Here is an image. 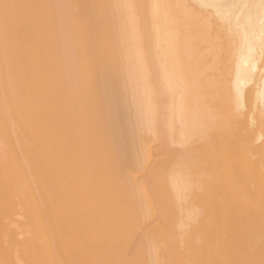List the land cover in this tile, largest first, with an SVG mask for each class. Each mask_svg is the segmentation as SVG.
<instances>
[{
  "label": "bare ground",
  "instance_id": "1",
  "mask_svg": "<svg viewBox=\"0 0 264 264\" xmlns=\"http://www.w3.org/2000/svg\"><path fill=\"white\" fill-rule=\"evenodd\" d=\"M162 260L264 264V0H0V264Z\"/></svg>",
  "mask_w": 264,
  "mask_h": 264
},
{
  "label": "rangeland",
  "instance_id": "2",
  "mask_svg": "<svg viewBox=\"0 0 264 264\" xmlns=\"http://www.w3.org/2000/svg\"><path fill=\"white\" fill-rule=\"evenodd\" d=\"M153 138H155V137H153ZM153 138H150V139H153ZM156 139H157V138H155V140L153 139L154 141H151L152 144H151V142H150V144H151L152 146H151V145L148 146V147L151 146V147L149 148V149H150V152H151V153H150V156H151V157H150V159H149V162H150V160H153V161L155 162L154 159H156V161L159 160V159L161 160V158L163 159V158H164V155H165L163 152H161V150H159V149H160V148H159V142H158V140H156ZM149 141H150V140H149ZM149 141H148V144H149ZM152 147H153V148H152ZM176 147H178V146H176ZM151 150H153V151H151ZM151 154H152V155H151ZM149 162H148V163H149ZM144 168H145V167H143L142 169H144ZM130 171H131V173H132V172L134 173V174H132V175H135L134 178H136L138 181H141V180H142V179H141V176H142V175H140V174H144V175H145V173H143V172L141 173V169H140V168H130ZM139 171H140V173H139ZM144 171H146V169H144ZM139 175H140V177H139ZM144 175H143V177H144ZM143 177H142V178H143ZM153 216H154V215H153ZM151 217H152V215H151ZM151 217H148V219H150V220H148V222H149L151 225H154V224H156V223L159 221V220H158L157 222H155V219L157 220L156 216L153 218V220L151 219ZM145 219H146V218H145ZM145 219H144V220H145ZM142 221H143V220H142ZM145 221H146L145 224L142 223L143 226H139V225H138V226L141 228V230H143L142 228H145L146 226H148V228L151 227V226H149L150 224L147 222V220H145ZM151 221H152V222H151ZM154 222H155V223H154ZM153 223H154V224H153ZM140 224H141V222H140ZM148 224H149V225H148ZM144 225H145V226H144ZM146 228H147V227H146ZM148 228H147V229H148ZM138 230H139V229H138ZM138 230H137V231H138ZM145 231H146V229H145ZM138 232H139V233H137V234L140 235V234H141L140 231H138ZM139 235H136V237L138 238ZM136 237H135V236L133 237V242H137L138 239H137ZM161 262H162V264H164V260H162ZM161 262H159V264H161ZM157 264H158V263H157Z\"/></svg>",
  "mask_w": 264,
  "mask_h": 264
}]
</instances>
